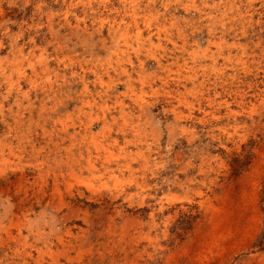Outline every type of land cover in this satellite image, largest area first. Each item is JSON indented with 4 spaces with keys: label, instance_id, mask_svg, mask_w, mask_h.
Segmentation results:
<instances>
[{
    "label": "rangeland",
    "instance_id": "obj_1",
    "mask_svg": "<svg viewBox=\"0 0 264 264\" xmlns=\"http://www.w3.org/2000/svg\"><path fill=\"white\" fill-rule=\"evenodd\" d=\"M0 264H264V0H0Z\"/></svg>",
    "mask_w": 264,
    "mask_h": 264
},
{
    "label": "bare ground",
    "instance_id": "obj_2",
    "mask_svg": "<svg viewBox=\"0 0 264 264\" xmlns=\"http://www.w3.org/2000/svg\"><path fill=\"white\" fill-rule=\"evenodd\" d=\"M238 1V0H237ZM248 1V0H247ZM212 2V1H211ZM224 2V1H223ZM210 3V2H209ZM213 3V2H212ZM234 3V2H233ZM213 5V4H212ZM217 5V4H216ZM241 5V4H240ZM211 6V5H210ZM230 6V5H229ZM232 6V5H231ZM236 6V5H235ZM212 7V6H211ZM219 7V6H218ZM124 8V7H123ZM215 8V7H214ZM227 8V7H226ZM230 8V7H229ZM216 9V8H215ZM214 10V9H213ZM225 11V10H224ZM200 12V11H199ZM207 12L208 11H206V14H207ZM217 13V12H216ZM157 14V13H156ZM158 15V14H157ZM160 15V14H159ZM204 15V14H203ZM238 15V14H237ZM247 15V14H246ZM206 16H208V15H206ZM220 16V15H219ZM225 16V15H224ZM205 17V16H204ZM211 18H213V17H211ZM221 18V17H220ZM171 19V18H170ZM209 20V19H208ZM212 20V19H211ZM149 21V20H148ZM218 21V20H217ZM226 21V20H225ZM232 21H233V19H232ZM237 21V20H236ZM155 23H156V21H154ZM208 22V21H207ZM229 22V21H228ZM146 23V22H145ZM153 23V22H152ZM164 23V22H163ZM220 23H222V22H220ZM231 23V22H230ZM219 24V23H218ZM223 24V23H222ZM151 25V24H150ZM149 25V26H150ZM170 25V24H169ZM207 25V24H206ZM173 26V25H172ZM171 26V27H172ZM217 26V25H216ZM213 27V26H212ZM156 28V27H155ZM164 28V27H163ZM157 29V28H156ZM170 29H172V28H170ZM174 29H175V27H174ZM158 31V30H157ZM169 31V30H168ZM213 32H214V30H213ZM148 33V32H147ZM163 33H165L164 31H163ZM160 34V33H159ZM177 34V33H176ZM170 35V34H169ZM179 35V34H178ZM182 35V34H181ZM177 38V37H176ZM146 39V38H145ZM181 39H183V38H181ZM186 39V38H185ZM174 40V39H173ZM180 41V40H179ZM164 42H166V40L164 41ZM205 43V42H204ZM179 44V43H178ZM172 45H174L175 46V44H172ZM185 45V44H184ZM258 45V44H257ZM238 46V45H237ZM187 48V47H186ZM206 48V47H205ZM218 48V47H217ZM233 48V47H232ZM239 48V47H238ZM241 49V48H240ZM206 50H207V48H206ZM172 51V50H171ZM189 52V51H188ZM191 52V51H190ZM230 52V51H229ZM206 53H208V52H206ZM186 55V54H185ZM192 55V54H191ZM209 55V54H208ZM220 56V55H219ZM239 56H241V55H239ZM188 57V56H187ZM214 57H216V56H214ZM249 57V56H248ZM231 58H233V57H231ZM191 59V58H190ZM182 60V59H181ZM184 60H185V58H184ZM188 61V60H187ZM190 61V60H189ZM192 61V60H191ZM212 61V60H211ZM222 61V60H221ZM241 61V60H240ZM189 63V62H188ZM242 63V62H241ZM180 65V64H179ZM182 66H184V65H182ZM190 68V67H189ZM207 68V67H206ZM221 68V67H220ZM228 68V67H227ZM165 69H167V68H165ZM204 69V68H203ZM212 72V71H211ZM143 76V75H142ZM130 79V78H129ZM138 79H140V78H138ZM129 82V81H128ZM70 156V155H69ZM73 156V155H72ZM74 157V156H73ZM71 160V159H70ZM74 161V160H73ZM76 162V161H75ZM77 164V163H76ZM71 165V164H70ZM92 166V165H91ZM70 166H68V168H69ZM75 173V172H74ZM71 174V173H70ZM68 177V176H67ZM69 216V215H68ZM62 252V251H61ZM55 259V258H54ZM56 262H57V260H55ZM54 261V262H55ZM55 262V263H56ZM23 263V262H22Z\"/></svg>",
    "mask_w": 264,
    "mask_h": 264
}]
</instances>
